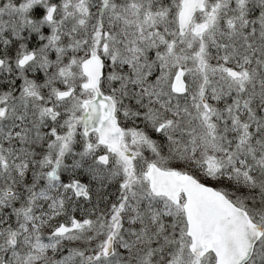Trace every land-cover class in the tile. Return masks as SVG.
<instances>
[{"label":"snow or ice","instance_id":"obj_1","mask_svg":"<svg viewBox=\"0 0 264 264\" xmlns=\"http://www.w3.org/2000/svg\"><path fill=\"white\" fill-rule=\"evenodd\" d=\"M0 264H264V0H0Z\"/></svg>","mask_w":264,"mask_h":264}]
</instances>
